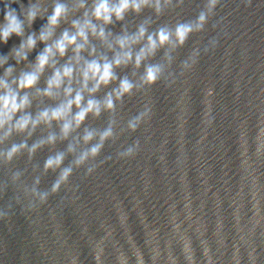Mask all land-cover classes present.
<instances>
[{
	"label": "water",
	"instance_id": "1",
	"mask_svg": "<svg viewBox=\"0 0 264 264\" xmlns=\"http://www.w3.org/2000/svg\"><path fill=\"white\" fill-rule=\"evenodd\" d=\"M42 2L50 7L52 0ZM206 3L173 0L161 15L145 8L108 28L115 35L122 29L135 32L145 21L150 32L174 27L194 21ZM12 7L19 11L18 4ZM44 22L37 19L33 28ZM19 39L0 44V54ZM92 43L98 54L111 58L99 41ZM145 63L163 65L161 79L125 96L114 113L89 116L68 139L58 138L31 155L24 149L11 161L0 158V264H69L71 257L77 264H186L181 236L192 241L197 264H208L201 240L208 243L211 264H264V152L256 151L264 127V0H220L202 31L182 46L158 49ZM143 71V65L116 69L118 76L137 83ZM115 86L102 88L97 98ZM208 88L214 95L206 125ZM50 104L36 99L31 111ZM146 106L150 116L131 131L129 120ZM109 121H114V136L98 156L76 166L88 146L81 140L69 153L68 144L76 143L85 127L99 131ZM49 133L59 136L55 122L50 128L38 126L30 137L14 133L0 144V152L14 143L31 147ZM129 147H137L136 155L122 157ZM58 152L65 153L63 163L46 171L45 161ZM69 166L67 183L53 193L60 172ZM43 193L48 195L42 203L38 194Z\"/></svg>",
	"mask_w": 264,
	"mask_h": 264
},
{
	"label": "clouds",
	"instance_id": "2",
	"mask_svg": "<svg viewBox=\"0 0 264 264\" xmlns=\"http://www.w3.org/2000/svg\"><path fill=\"white\" fill-rule=\"evenodd\" d=\"M2 2L4 7L0 9L3 13L0 19V44L6 45L13 36L19 37L20 42L13 45L6 54H0V69H3L0 73V144L14 133H26L30 137L40 125L50 128L55 122L59 127V136L49 133L31 147L26 142L14 143L6 151L0 152V158L11 161L24 149L31 155L45 144H55L58 138L68 139L84 125L89 116L98 118L104 111L114 113L117 102H122L125 96H131L134 90L155 85L161 79L163 65L145 62L158 49L182 46L193 32L202 31L220 0H207L205 9L194 21H180L174 27L163 25L151 32L145 21L138 25L135 32L129 33L122 29L120 34L115 35L108 26L123 21L129 12L139 15L145 8H151L156 15H161L166 7L172 5L173 0H91V3L89 0H72V3L67 0H52L50 7L42 0H28L27 5L22 0ZM176 3L182 5L184 0H176ZM246 3L251 4V0H246ZM13 4L19 5V11L12 7ZM75 12H81V15L69 19ZM37 19L45 21L39 30L33 28ZM65 23L70 26L61 29V25ZM93 40L99 41L111 52V58L105 53L98 54ZM38 45L43 47L36 52L34 59L29 60L30 54ZM165 55L167 57V53ZM10 60L15 63H9ZM21 64L24 67L17 72V66ZM128 65H132L134 69H140L143 65L144 71L138 83L127 76H118L116 69ZM184 67L189 68L191 65L185 62ZM42 78L43 87L40 86ZM114 83L116 86L106 92L102 99L97 98L96 94L102 88H108ZM213 95L211 88L206 89V125L211 123L208 118L212 111L210 98ZM36 99L41 102L47 99L54 104L42 107L33 114L31 108ZM150 114L151 108L146 106L144 111L129 120L128 128L135 131ZM113 125L114 121H109L108 126L99 131L85 127L76 143L68 144L69 153L76 151L81 140L88 146L76 157V166L99 155L104 143L114 136ZM262 138L264 127H260L258 131L257 154L264 152ZM93 140L97 142L92 144ZM137 147H129L120 155L134 157ZM244 154L246 155V151ZM64 158V152L50 156L45 161V170L59 168ZM243 163L248 165L247 160ZM72 171L71 166L62 169L52 186L53 193L67 183ZM88 171L91 173L93 169L89 168ZM33 192L35 193V189ZM38 195L43 203L48 194ZM181 242L186 264H197L192 241L181 236ZM201 245L204 258L207 257L208 264H211L213 257L207 241L201 240ZM69 264H77V258L71 257Z\"/></svg>",
	"mask_w": 264,
	"mask_h": 264
}]
</instances>
